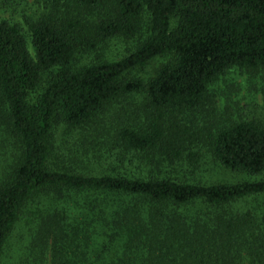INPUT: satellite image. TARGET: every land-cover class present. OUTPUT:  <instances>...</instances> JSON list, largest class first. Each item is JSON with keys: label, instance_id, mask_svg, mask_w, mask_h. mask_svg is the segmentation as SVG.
<instances>
[{"label": "trees", "instance_id": "obj_1", "mask_svg": "<svg viewBox=\"0 0 264 264\" xmlns=\"http://www.w3.org/2000/svg\"><path fill=\"white\" fill-rule=\"evenodd\" d=\"M35 1L41 12L25 25L0 20V262L25 221L34 264L47 253L50 264H264V209L241 206L264 199L262 121L210 134L221 168L259 178L236 184L82 174L84 154L60 135L96 131L115 102L142 96L146 122L119 125L115 145L175 164L171 112L204 108L233 69L264 76V0ZM144 20L148 37L129 56L81 64ZM159 58L152 78L131 77Z\"/></svg>", "mask_w": 264, "mask_h": 264}, {"label": "rangeland", "instance_id": "obj_2", "mask_svg": "<svg viewBox=\"0 0 264 264\" xmlns=\"http://www.w3.org/2000/svg\"><path fill=\"white\" fill-rule=\"evenodd\" d=\"M38 11L41 12V7L35 0H7L0 8V20L7 19L24 24L25 18H35ZM148 26L149 22L144 20L135 37L109 41L96 53L86 54L81 64L97 63L100 60L121 61L146 40ZM166 62V58H159L146 68L132 72L131 77L148 80ZM144 104L142 96L119 100L101 116L102 123L97 126L96 131L87 130L86 134L67 131L60 133L70 142L68 146L84 154L77 163L76 170L86 175H124L142 180L148 179L150 174H160L161 177L178 183L194 185L236 184L259 179L221 168L210 152L209 137L232 123L253 119L264 123L262 74L249 75L242 70L233 69L209 87L208 101L204 108L171 112L167 125L180 127L176 135L183 148V157L175 164L167 163L164 158H148L134 152H125L115 145L114 134L119 125L133 126L146 122L144 109L148 108ZM11 156V150L7 149L4 162L10 163ZM157 162L161 164L160 170L156 169ZM241 206L252 211L259 207L264 209V199ZM194 208L189 206L182 208L180 212H189ZM32 241L33 232H29L25 221H21L9 238L0 264H34L31 258L34 254ZM50 262L51 255L47 253L41 264Z\"/></svg>", "mask_w": 264, "mask_h": 264}]
</instances>
